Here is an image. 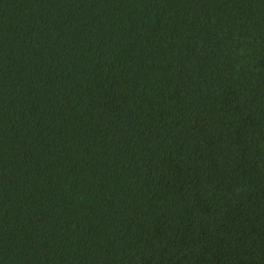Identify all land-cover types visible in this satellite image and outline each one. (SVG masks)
<instances>
[{"label": "trees", "instance_id": "1", "mask_svg": "<svg viewBox=\"0 0 264 264\" xmlns=\"http://www.w3.org/2000/svg\"><path fill=\"white\" fill-rule=\"evenodd\" d=\"M0 264H264V0H0Z\"/></svg>", "mask_w": 264, "mask_h": 264}]
</instances>
